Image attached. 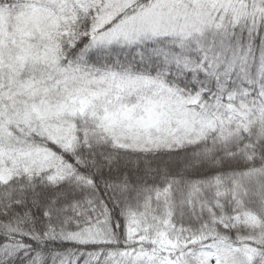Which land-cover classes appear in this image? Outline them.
I'll return each instance as SVG.
<instances>
[{
	"label": "snow or ice",
	"instance_id": "snow-or-ice-1",
	"mask_svg": "<svg viewBox=\"0 0 264 264\" xmlns=\"http://www.w3.org/2000/svg\"><path fill=\"white\" fill-rule=\"evenodd\" d=\"M0 264H264V0H0Z\"/></svg>",
	"mask_w": 264,
	"mask_h": 264
}]
</instances>
